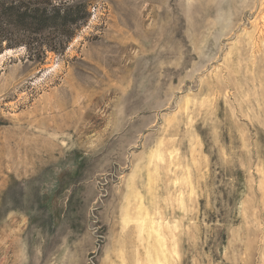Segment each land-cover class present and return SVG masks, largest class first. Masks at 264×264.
Returning <instances> with one entry per match:
<instances>
[{
    "label": "rangeland",
    "instance_id": "rangeland-1",
    "mask_svg": "<svg viewBox=\"0 0 264 264\" xmlns=\"http://www.w3.org/2000/svg\"><path fill=\"white\" fill-rule=\"evenodd\" d=\"M39 6L75 21L0 46V264H264V0Z\"/></svg>",
    "mask_w": 264,
    "mask_h": 264
},
{
    "label": "trees",
    "instance_id": "trees-1",
    "mask_svg": "<svg viewBox=\"0 0 264 264\" xmlns=\"http://www.w3.org/2000/svg\"><path fill=\"white\" fill-rule=\"evenodd\" d=\"M12 17L15 19L11 20ZM0 19H5L8 26L4 30L0 26V46L4 41L12 43L16 33L33 36L39 34V30L52 27L66 31V27L75 21L60 6H55L52 11L40 7L39 0H0ZM11 26L16 28V33H11ZM16 40L19 44H26L25 39Z\"/></svg>",
    "mask_w": 264,
    "mask_h": 264
}]
</instances>
